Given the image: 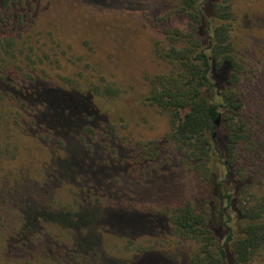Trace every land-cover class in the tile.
<instances>
[{"label": "rangeland", "instance_id": "obj_1", "mask_svg": "<svg viewBox=\"0 0 264 264\" xmlns=\"http://www.w3.org/2000/svg\"><path fill=\"white\" fill-rule=\"evenodd\" d=\"M3 1L0 40L17 61L0 85L8 107L0 120V264H191V243L144 226L202 191L168 140L167 117L144 102L155 77L168 73L159 56L165 31L185 25L178 0ZM233 5L264 189V0ZM25 86L115 99L91 122L69 109L56 119L53 107L35 121L40 100L23 98ZM31 210L47 214L33 222ZM253 264H264V250Z\"/></svg>", "mask_w": 264, "mask_h": 264}, {"label": "trees", "instance_id": "obj_2", "mask_svg": "<svg viewBox=\"0 0 264 264\" xmlns=\"http://www.w3.org/2000/svg\"><path fill=\"white\" fill-rule=\"evenodd\" d=\"M233 2L177 1L176 11L185 25L165 31L166 43L159 48V56L168 73L155 77L144 101L167 117L168 140L183 154L202 190L198 199L176 202L163 214L147 216L144 226L191 243V264H253L264 250V189L257 186L255 169L260 149L246 119L242 91L246 64L233 41L238 27ZM10 47V42L0 40V85L12 74L9 64L17 61L16 54L10 55ZM11 94L7 92L15 98ZM20 94L40 100L35 121L46 108L53 107L56 119L65 118L60 112L69 109L73 119L91 122L107 111L98 106L108 107L115 99L56 88L31 90L28 86ZM2 98L0 120L6 118L8 109L7 103H2L6 97ZM26 214L36 222L47 212L31 210ZM79 215L67 221H76ZM129 225L134 231L135 222Z\"/></svg>", "mask_w": 264, "mask_h": 264}, {"label": "water", "instance_id": "obj_3", "mask_svg": "<svg viewBox=\"0 0 264 264\" xmlns=\"http://www.w3.org/2000/svg\"><path fill=\"white\" fill-rule=\"evenodd\" d=\"M216 123L218 124V121Z\"/></svg>", "mask_w": 264, "mask_h": 264}]
</instances>
